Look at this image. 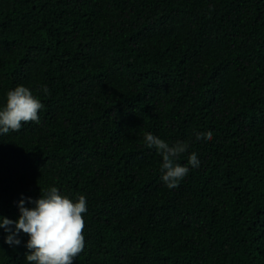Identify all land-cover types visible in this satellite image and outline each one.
I'll list each match as a JSON object with an SVG mask.
<instances>
[{
    "label": "trees",
    "instance_id": "1",
    "mask_svg": "<svg viewBox=\"0 0 264 264\" xmlns=\"http://www.w3.org/2000/svg\"><path fill=\"white\" fill-rule=\"evenodd\" d=\"M16 84L43 107L0 135V215L55 185L87 201L71 264H264V0H0ZM146 131L199 154L178 188Z\"/></svg>",
    "mask_w": 264,
    "mask_h": 264
},
{
    "label": "clouds",
    "instance_id": "2",
    "mask_svg": "<svg viewBox=\"0 0 264 264\" xmlns=\"http://www.w3.org/2000/svg\"><path fill=\"white\" fill-rule=\"evenodd\" d=\"M48 92V86H42ZM43 107L32 90L24 84L8 88L0 100V135L22 128V122L39 121L38 110ZM211 132L201 133L197 142H209ZM144 143L155 149L160 157V179L166 187L176 189L187 178L192 169H198L201 161L193 153L188 165L180 162L189 145L184 141L168 142L164 138L146 131ZM41 193V191H40ZM29 204H25V200ZM18 215L9 218L0 215V229L6 233L4 243L9 246L21 243L20 234H26L24 246L29 249L24 255L27 264H71L83 249L84 216L87 201L84 194L72 198L62 193L55 185L46 187L38 197H24L16 201Z\"/></svg>",
    "mask_w": 264,
    "mask_h": 264
}]
</instances>
